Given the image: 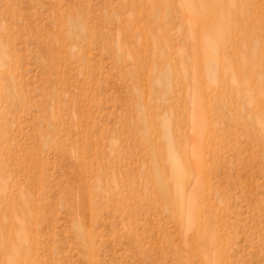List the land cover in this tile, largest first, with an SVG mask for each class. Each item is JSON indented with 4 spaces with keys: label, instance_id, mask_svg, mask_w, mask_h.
I'll return each mask as SVG.
<instances>
[{
    "label": "rangeland",
    "instance_id": "1",
    "mask_svg": "<svg viewBox=\"0 0 264 264\" xmlns=\"http://www.w3.org/2000/svg\"><path fill=\"white\" fill-rule=\"evenodd\" d=\"M191 1L0 0V264H264V0Z\"/></svg>",
    "mask_w": 264,
    "mask_h": 264
},
{
    "label": "bare ground",
    "instance_id": "2",
    "mask_svg": "<svg viewBox=\"0 0 264 264\" xmlns=\"http://www.w3.org/2000/svg\"><path fill=\"white\" fill-rule=\"evenodd\" d=\"M186 1V3L188 4V6H189V9H190V12H191V6H192V2L193 1H191V0H185ZM232 1H234V0H227V6H230V5H232ZM197 3H198V1H197ZM234 5V4H233ZM206 7H207V9L209 10V11H211V10H213L215 7H216V5H215V3L211 0V1H209L208 0V2H207V4H206ZM238 8H239V6H238ZM242 8V7H241ZM216 9V8H215ZM243 10V9H242ZM190 17L191 18H193V16H192V13H191V15H190ZM194 19V18H193ZM209 40H211V39H209ZM208 41V40H207ZM210 43V42H209ZM191 45H192V48H193V51H194V56L195 57H193L194 58V60L196 59V56H197V51H198V49L200 48V44L197 42V40L196 39H193V40H191V43H190ZM231 46V54H233V55H235V54H242V50L241 49H239V51L237 50L236 51V49H233L232 48V44L230 45ZM209 48V47H208ZM208 48H207V50H208ZM217 50V49H216ZM209 55H210V53H209ZM209 57V56H208ZM220 57H221V60H223V58L225 57L224 56V53L221 51V53H220ZM227 57H228V54H227ZM243 57V56H242ZM212 58V57H211ZM197 60V59H196ZM217 60V59H216ZM208 61V60H207ZM230 60H228L227 62H229ZM197 63H198V61H197ZM228 66H229V69L232 71V74L233 75H235V76H237V78L241 75V74H243L245 71H246V68L243 66V63L242 62H239V63H237L236 64V67L233 69L232 68V66H231V63L229 62L228 63ZM263 71H264V66H263ZM173 73L175 74V75H178V74H181V69H180V67H178V71H173ZM264 74V73H263ZM241 83H242V90H243V92H245L246 93V95H245V97H246V99L248 100V103H250L251 102V99H252V97L250 96V94H249V87H248V83H247V80H245V79H243V81H241ZM194 87H195V90L196 91H202L203 89H204V87L200 84V82L197 80L196 82H195V84H194ZM262 94V93H261ZM202 102V101H201ZM200 102V100H199V98H197V104H198V107L200 108V109H204V105L202 104ZM205 104V103H204ZM203 113L201 112V111H199V112H197L196 113V122H195V141H196V145H201V142H200V139L202 138L201 136H200V134H201V132H202V130H203V124H202V121H203V115H202ZM262 121H263V135H264V78H263V118L261 117L260 118V123L262 124ZM264 137V136H263ZM202 140H203V138H202ZM198 152V151H197ZM199 154L197 153V155H196V159H194V162H193V167L195 168V170L197 171L196 173L197 174H201V160H200V157L198 156ZM170 156H171V153H170ZM172 157V156H171ZM203 163V162H202ZM198 190H199V188H198V186H197V188L195 189V192H194V197L191 199L190 198V205H191V209H190V211H191V213H192V216H193V218L190 220V222H189V224L191 225H196V223H198V214H200V211H199V208L197 207V204H196V199H197V193H198ZM199 225V224H198ZM202 233H203V231H200L199 230V232L196 234L197 235V239H199V238H201L202 237Z\"/></svg>",
    "mask_w": 264,
    "mask_h": 264
}]
</instances>
